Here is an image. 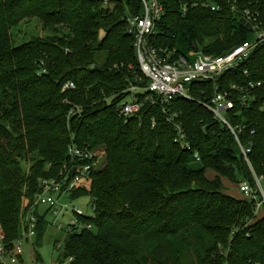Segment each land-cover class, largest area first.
Listing matches in <instances>:
<instances>
[{
    "label": "trees",
    "instance_id": "trees-1",
    "mask_svg": "<svg viewBox=\"0 0 264 264\" xmlns=\"http://www.w3.org/2000/svg\"><path fill=\"white\" fill-rule=\"evenodd\" d=\"M160 1L165 13L151 42L173 57L195 48L225 55L250 38L248 24L264 25V0ZM142 7L141 0L113 7L103 0H0L6 253L23 234L42 180L69 182L72 166L91 163L72 148H104L105 166L71 190V199L91 197L94 214L76 213L63 245L55 244L68 264H264V207L257 212L254 198L242 191L244 198L236 197L224 183L241 190L245 181L255 188L257 177L264 181V44L218 80L188 84L192 99L153 102L128 21ZM29 17L64 24L71 34L16 44L11 30ZM68 82L74 85L64 89ZM218 90L231 92L230 126L202 104ZM133 92L142 109L125 117L118 106ZM36 216L39 242L48 221Z\"/></svg>",
    "mask_w": 264,
    "mask_h": 264
},
{
    "label": "built area",
    "instance_id": "built-area-1",
    "mask_svg": "<svg viewBox=\"0 0 264 264\" xmlns=\"http://www.w3.org/2000/svg\"><path fill=\"white\" fill-rule=\"evenodd\" d=\"M142 3V13L140 15L129 16L128 21L130 32L135 35V47L141 70L147 78L148 86H146V89L152 92L150 97H153V95L161 96L165 102L178 97L192 99L188 84L194 81L218 80L225 72L237 69L241 64L249 60L260 45L264 44V25L254 24L251 16L246 15L248 19H245L246 22L250 21L253 23L251 28L255 38L245 40L243 43L233 48L229 53L216 56L202 51H195L198 52V54L192 60L185 55L173 57L171 55L173 52L159 48L151 42V38L157 33V22L165 13L163 3L160 0H143ZM212 8L215 9V7ZM247 72L248 71H246V73ZM71 86H73V83L67 87ZM250 86L253 87L254 82H251ZM135 89H137V87H133V91H135ZM233 89L242 90L243 87L234 85ZM131 96H133L132 100L125 99L118 106L119 113L125 117L135 115L141 110L143 105V102L139 100L134 92ZM245 100H247L246 97H244V103ZM202 104L212 110L226 124H229L228 120L225 118V112L227 109L233 108L234 106V101L231 99V92L229 90H218L210 101L203 102ZM180 128L181 125L179 124L178 130L181 131ZM249 150L250 148L246 149L242 147V151L245 155H247ZM71 154L82 158L84 156V159L89 158L91 155V153L86 151L84 152L73 148L71 149ZM196 159L200 160L198 153H196ZM83 164L85 166L77 168L74 175H72L70 171L69 176L71 180L69 182H61L59 179H43L41 183L42 191L35 199L37 206L49 205L55 215H58L64 209H68L62 206L58 209L59 198L56 196V193L59 191L61 192V189L65 187L61 194L67 192L70 194L73 188L85 181L89 175L88 171L91 165L85 162H83ZM256 180V188L245 181L241 185V191L245 196L256 200V211L259 212L264 207V187L262 181L258 177ZM34 207L35 205L26 212L23 234L15 242L14 252L11 255H7L6 253V245L4 243L5 232L0 223V264H8L7 260L10 257L12 261H16L17 257H20L24 252L22 241L24 235H36L38 219L33 211ZM76 213L84 215V212L77 210V207ZM59 246L60 243L58 244V247Z\"/></svg>",
    "mask_w": 264,
    "mask_h": 264
},
{
    "label": "rangeland",
    "instance_id": "rangeland-1",
    "mask_svg": "<svg viewBox=\"0 0 264 264\" xmlns=\"http://www.w3.org/2000/svg\"><path fill=\"white\" fill-rule=\"evenodd\" d=\"M142 1L143 0H141V2ZM103 4L106 7H113L115 4V0H103ZM11 31L16 44H21L30 41L31 39L34 38H41L47 40V38L56 37V36L68 37L71 34L70 29L66 25L64 24L46 25L38 17H29L21 20L19 24L14 26V28H12ZM253 35L254 34L252 32L249 39L255 38ZM197 54L198 52H195V50H190L187 53H185V55L190 60H192ZM72 83L73 82L66 83L64 85V89L67 88V86L71 85ZM154 96L156 95H153V97L150 98V100L153 102L155 101ZM132 99L133 96L128 97V100H132ZM227 125L230 126V124ZM105 156H106V151L104 148L96 149V151L94 150L91 153L89 157L91 163H87L90 164L91 166H90V170L88 171L89 175L85 179V181L89 178V176H91V173L93 172L94 169L96 170L97 168H103L105 166ZM83 160H84V156H83ZM195 160L196 161L194 166H199L200 164H198V160L196 159V154H195ZM83 162L75 164L76 167L75 165L72 166L70 170L72 175L76 173L77 168L85 166ZM207 175L209 177H213L214 172L212 170H208ZM224 183L226 185V191L228 193L239 198H244V194L241 192L238 184H233L231 182H228V180L226 179L224 180ZM262 185L264 187V181ZM70 194L69 192L61 194L60 191L56 193V196L59 198V203L57 206L58 209L60 208V206L64 208H68L61 211L58 215H55L53 213L52 208H50L49 205L37 206V204L35 203L36 201L34 200L33 204L30 205L28 209H31V207L35 205L33 211L37 215H44V214L46 215L48 221L47 226L42 229L41 232H43V235L40 238L39 242L37 241V235L35 236V235L25 234L22 240L23 248H24V252L22 256L17 257L16 261H12L10 257L7 260L8 264H68L69 260L68 259L63 260V256H61L62 248L58 249L55 244L57 243V241H59V243L63 245L67 235L66 228L68 227V224L76 218V207L77 210L83 211L85 215L91 216L94 214L90 203L91 197L82 196L76 199H71ZM38 226L39 223H37V227ZM86 227L96 230V226H94V224H86Z\"/></svg>",
    "mask_w": 264,
    "mask_h": 264
},
{
    "label": "water",
    "instance_id": "water-1",
    "mask_svg": "<svg viewBox=\"0 0 264 264\" xmlns=\"http://www.w3.org/2000/svg\"><path fill=\"white\" fill-rule=\"evenodd\" d=\"M242 22L246 23L244 19L242 20ZM248 26H249V28H251V24H248ZM195 49H197V48H195Z\"/></svg>",
    "mask_w": 264,
    "mask_h": 264
},
{
    "label": "bare ground",
    "instance_id": "bare-ground-1",
    "mask_svg": "<svg viewBox=\"0 0 264 264\" xmlns=\"http://www.w3.org/2000/svg\"><path fill=\"white\" fill-rule=\"evenodd\" d=\"M196 51H199L198 49H195Z\"/></svg>",
    "mask_w": 264,
    "mask_h": 264
}]
</instances>
